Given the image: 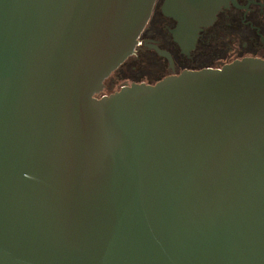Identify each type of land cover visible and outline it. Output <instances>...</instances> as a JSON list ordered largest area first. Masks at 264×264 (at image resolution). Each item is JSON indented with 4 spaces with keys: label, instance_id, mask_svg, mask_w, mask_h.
Returning a JSON list of instances; mask_svg holds the SVG:
<instances>
[{
    "label": "water",
    "instance_id": "95a60500",
    "mask_svg": "<svg viewBox=\"0 0 264 264\" xmlns=\"http://www.w3.org/2000/svg\"><path fill=\"white\" fill-rule=\"evenodd\" d=\"M155 1L0 0V264H264V60L102 94Z\"/></svg>",
    "mask_w": 264,
    "mask_h": 264
},
{
    "label": "flooded vegetation",
    "instance_id": "af4514ba",
    "mask_svg": "<svg viewBox=\"0 0 264 264\" xmlns=\"http://www.w3.org/2000/svg\"><path fill=\"white\" fill-rule=\"evenodd\" d=\"M224 1L225 5L217 10L214 22L201 29L194 49L185 55L172 39L170 32L177 22L172 13L165 14L166 0H156L141 33L139 48L130 58L135 64L144 63L147 57L150 58L159 69L161 79L184 70L221 68L244 58L264 60V0ZM154 47L169 53L172 64L159 56ZM145 81L137 78L129 82L152 84L149 78ZM113 84L114 81L109 87L112 88ZM128 84L124 81L122 87Z\"/></svg>",
    "mask_w": 264,
    "mask_h": 264
},
{
    "label": "rangeland",
    "instance_id": "374dc122",
    "mask_svg": "<svg viewBox=\"0 0 264 264\" xmlns=\"http://www.w3.org/2000/svg\"><path fill=\"white\" fill-rule=\"evenodd\" d=\"M150 58L147 57L146 62L142 63H134L132 58L126 61L119 69L111 74V76L105 81V89L103 91V95H109L118 91L124 81H127L130 85V80L132 79H145L152 80V84L159 81L161 76L158 75L160 73L159 69L155 67L152 62L149 60ZM114 81L113 87L110 88L109 85L111 82ZM147 82V81H145Z\"/></svg>",
    "mask_w": 264,
    "mask_h": 264
},
{
    "label": "built area",
    "instance_id": "2783aa9c",
    "mask_svg": "<svg viewBox=\"0 0 264 264\" xmlns=\"http://www.w3.org/2000/svg\"><path fill=\"white\" fill-rule=\"evenodd\" d=\"M140 44V43H139Z\"/></svg>",
    "mask_w": 264,
    "mask_h": 264
}]
</instances>
